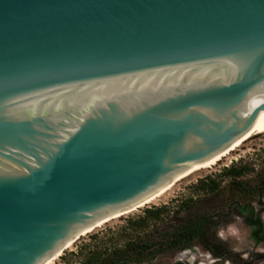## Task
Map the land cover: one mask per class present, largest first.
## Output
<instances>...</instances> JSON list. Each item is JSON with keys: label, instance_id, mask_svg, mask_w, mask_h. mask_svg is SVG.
<instances>
[{"label": "water", "instance_id": "95a60500", "mask_svg": "<svg viewBox=\"0 0 264 264\" xmlns=\"http://www.w3.org/2000/svg\"><path fill=\"white\" fill-rule=\"evenodd\" d=\"M263 132L264 0H0V264Z\"/></svg>", "mask_w": 264, "mask_h": 264}, {"label": "rangeland", "instance_id": "374dc122", "mask_svg": "<svg viewBox=\"0 0 264 264\" xmlns=\"http://www.w3.org/2000/svg\"><path fill=\"white\" fill-rule=\"evenodd\" d=\"M231 165H245L249 169L238 179L241 185H231L221 172ZM264 176V133L242 143L229 156L222 158L210 169L202 170L177 182L169 191L130 214L110 220L65 250L53 264H81L91 252H101L100 258L114 260L113 249L125 250L126 261L114 264H171L178 248L168 245L169 235L189 223L207 230L222 232V244L235 248L241 254L264 250V241L256 243L247 236L244 217L233 214L235 206L251 207V215L262 221L264 229V192L257 188V177ZM213 179L218 188L213 192L196 189L199 181ZM244 182V183H243ZM254 189L249 192L248 189ZM164 208L158 219L147 216V210ZM147 217L142 225L133 223ZM206 229V231H204ZM259 237L264 238V231ZM129 244L144 245L141 256ZM190 246L202 249L194 239ZM111 256V257H110ZM99 258V259H100ZM107 260V262H108Z\"/></svg>", "mask_w": 264, "mask_h": 264}, {"label": "flooded vegetation", "instance_id": "af4514ba", "mask_svg": "<svg viewBox=\"0 0 264 264\" xmlns=\"http://www.w3.org/2000/svg\"><path fill=\"white\" fill-rule=\"evenodd\" d=\"M244 208V210L242 209ZM233 214L235 216L244 217L247 236L254 241L256 245L264 241L259 237L264 229L262 221L253 220L251 215V207L235 206ZM201 225H197L196 240L202 252H198L196 247L188 246L178 249L174 255L171 264H264V250H256L241 254L235 248H230L222 244V232L209 231L208 234L203 233ZM206 231V229H204Z\"/></svg>", "mask_w": 264, "mask_h": 264}, {"label": "trees", "instance_id": "16d2710c", "mask_svg": "<svg viewBox=\"0 0 264 264\" xmlns=\"http://www.w3.org/2000/svg\"><path fill=\"white\" fill-rule=\"evenodd\" d=\"M249 169L247 166H234L231 165L230 167L225 168L221 172V177H227L230 180L231 185H241V182H238V179L243 176ZM257 188L260 190L262 189L264 192V176H258L257 177ZM244 183V182H243ZM243 185V184H242ZM218 182H215L213 179H207L204 181H199L197 186H195L196 189L204 190L207 192H213L218 188ZM254 189H248L249 192H252ZM244 210V208H242ZM164 211V208H158L154 210H147V216L151 217L152 219H158L159 215ZM147 217L138 218L136 221H134L135 226L142 225L143 222H145ZM197 233V223H189L186 226H182L179 228V230L171 235H169V241L168 245L171 247L176 246L178 249H182L190 244L192 240L196 238ZM127 249H132L133 251L136 250L138 256L143 253V250H146L147 247L144 245H134L129 244ZM101 252H91L89 257L82 262L81 264H114L119 263L120 261H126L128 260V257L125 256V250H118L113 249L111 252V256H115L114 260L109 261L108 258H100ZM110 256V257H111ZM100 258V259H99ZM108 260V262H107Z\"/></svg>", "mask_w": 264, "mask_h": 264}, {"label": "bare ground", "instance_id": "6f19581e", "mask_svg": "<svg viewBox=\"0 0 264 264\" xmlns=\"http://www.w3.org/2000/svg\"><path fill=\"white\" fill-rule=\"evenodd\" d=\"M264 133V132H263ZM241 145V144H240ZM240 145L226 151L225 153L215 157L214 159L208 161L207 163L199 166L198 168L190 171L189 173L181 176L180 178L174 180L173 182L165 185L164 187L156 190L155 192L149 194L148 196L140 199L139 201L131 204L130 206L124 208L123 210H121L120 212H118L116 215H114L113 217H111L109 220H107L106 222L110 221V220H113V219H116V218H119L121 216H124V215H127V214H130L131 212H134L136 211L137 209L145 206L146 204H149L151 203L152 201H155L156 199H158L159 197H161L163 194H165L167 191H169L177 182L191 176V175H194L195 173L199 172V171H202V170H206V169H210L212 166L216 165L222 158L226 157V156H229L231 152H233L236 148H238ZM106 222H104L103 224H105ZM102 224V225H103ZM101 226V225H100ZM99 226V227H100ZM98 227V228H99ZM97 229V228H96ZM94 231V230H93ZM69 249V248H68ZM62 254V253H61ZM60 254V255H61ZM58 255L56 258H54L53 260H51L49 263L47 264H53V262L60 256Z\"/></svg>", "mask_w": 264, "mask_h": 264}]
</instances>
